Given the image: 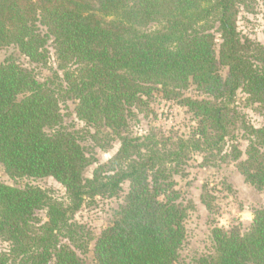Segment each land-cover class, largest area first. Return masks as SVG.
<instances>
[{"label":"trees","instance_id":"1","mask_svg":"<svg viewBox=\"0 0 264 264\" xmlns=\"http://www.w3.org/2000/svg\"><path fill=\"white\" fill-rule=\"evenodd\" d=\"M250 0H0V50L14 46L47 68L39 79L11 54L0 61V165L12 179L52 176L66 199L0 177V264H264V208L251 226L212 229L213 252L186 262L184 201L176 176L194 153L202 165L235 162L264 188V125L248 124L239 91L264 109V43L242 35ZM193 86L202 97L186 95ZM178 101L196 120L188 138L131 133L137 111L155 94ZM75 104L81 130L68 127L62 105ZM94 129V133H90ZM244 130L246 158L236 140ZM120 142L104 163L82 143ZM232 139V143H228ZM229 146V147H228ZM97 163L91 176L86 169ZM129 189L91 248L94 235L74 221L86 199ZM202 200L212 211V197ZM46 211V219L38 213Z\"/></svg>","mask_w":264,"mask_h":264},{"label":"rangeland","instance_id":"2","mask_svg":"<svg viewBox=\"0 0 264 264\" xmlns=\"http://www.w3.org/2000/svg\"><path fill=\"white\" fill-rule=\"evenodd\" d=\"M238 27L242 35L253 41L264 43V0H250L247 8H241ZM51 59L47 68L33 65L29 59L20 55L14 47L0 50V61L8 55L14 54L20 57L22 64L33 69L39 79H43L52 73L50 68H57V60L54 49L50 44ZM186 95L202 97V95L191 86ZM236 105L246 116L248 124L254 127L264 125V109L257 104L248 102L247 95L239 91L236 97ZM65 115V124L68 127L81 130L86 128V123L81 121L75 112V104L70 102L62 105ZM196 120L189 110L178 101L166 100L160 93L155 94L150 106L144 111H137V115L131 120V133L134 136H144L150 133H166V135L188 138L195 128ZM94 133V129L90 130ZM86 132V131H85ZM83 144L87 147L89 155H93L98 162H107L119 149L120 142L112 141V147L101 149L93 140L87 136ZM229 139V144L232 143ZM242 149V159H245L249 144L248 135L244 130L236 132V140ZM229 147V146H228ZM203 158L200 153H194L186 165L185 174L176 176L184 201L191 204L187 226V240L182 250L186 262L198 254L213 252L212 229L215 226L231 228L240 224L243 230H247L254 218L255 208H264V188L256 189L245 180L235 162L216 163L215 165H202ZM97 163L86 169V176H91ZM1 179L10 185L26 186L34 185L46 190L51 196L58 199H66L65 187L52 176L41 178L12 179L0 165ZM124 191L115 197L98 196L94 199H86L81 209L75 214L74 221L84 225L94 235L91 248L101 231L107 227L115 209L121 202L124 193L129 189V182L123 185ZM212 197V211H210L202 200L203 193ZM42 220L46 219V211L38 213ZM8 247V243L0 241V249ZM81 253V256L89 264H95L93 254L90 251Z\"/></svg>","mask_w":264,"mask_h":264}]
</instances>
